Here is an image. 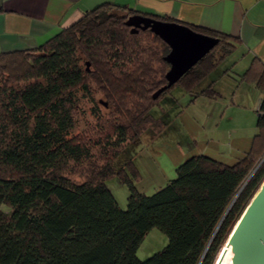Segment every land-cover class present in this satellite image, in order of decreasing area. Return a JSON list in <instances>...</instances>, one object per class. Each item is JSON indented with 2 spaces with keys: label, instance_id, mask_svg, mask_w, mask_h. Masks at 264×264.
I'll return each mask as SVG.
<instances>
[{
  "label": "trees",
  "instance_id": "1",
  "mask_svg": "<svg viewBox=\"0 0 264 264\" xmlns=\"http://www.w3.org/2000/svg\"><path fill=\"white\" fill-rule=\"evenodd\" d=\"M134 13L105 2L36 48L0 52V264H213L264 182V65L256 60L241 75L262 93L256 132L233 164L192 155L150 195L128 177L126 169L136 175L130 157L118 168L107 160L80 182L64 173L69 162L90 157L88 143L71 129L79 99L90 95L92 85L107 98L115 92L148 100L166 83L169 45L149 28L131 31L126 20ZM190 28L218 41L175 83L192 96L214 98L219 93L208 78L233 51L234 38ZM142 32L153 44L138 43ZM147 117L154 119L150 111ZM117 130L108 146L129 141L123 125ZM114 175L129 186L124 209L106 185ZM152 227L168 242L139 259L136 250Z\"/></svg>",
  "mask_w": 264,
  "mask_h": 264
},
{
  "label": "rangeland",
  "instance_id": "2",
  "mask_svg": "<svg viewBox=\"0 0 264 264\" xmlns=\"http://www.w3.org/2000/svg\"><path fill=\"white\" fill-rule=\"evenodd\" d=\"M136 38L142 47L153 44L152 37L147 33H139ZM232 52L220 64L225 75L218 80L216 90L219 95L214 98L192 96L177 83L165 88V92L161 94V91L156 97L153 94L159 88L151 91L148 100L134 95L122 98L115 92L107 98L103 89L92 85L90 95L79 99V107L74 111L75 124L71 129L73 134L88 143L90 157L80 163L69 162L64 173L80 182L107 160L114 161L118 168L130 157L136 175L126 169L128 177L138 192L150 195L175 178L177 166L192 155L202 153L233 164L250 148L251 143H244L242 138L251 135L253 139L256 132L257 114L255 104L253 106L256 96L251 94L260 90L252 81L241 78L242 72H239L235 62L237 54ZM17 59L13 58L14 62H21L22 65L20 58ZM157 67L161 71L167 68L163 65ZM5 72L2 74L5 75ZM110 88L111 85L108 92ZM147 111L154 119L147 117ZM132 113L136 114L134 119ZM119 125L125 127L129 141L120 147L108 146L107 138L109 142L114 141ZM124 146L127 148L121 150ZM106 185L118 206L126 208L130 193L128 184L114 175L106 180ZM3 209L8 208L3 206ZM167 242L166 234L152 227L144 235L136 256L146 259L160 251ZM225 243L213 264H225L231 257V253L225 250ZM219 256H222L221 260Z\"/></svg>",
  "mask_w": 264,
  "mask_h": 264
},
{
  "label": "crops",
  "instance_id": "3",
  "mask_svg": "<svg viewBox=\"0 0 264 264\" xmlns=\"http://www.w3.org/2000/svg\"><path fill=\"white\" fill-rule=\"evenodd\" d=\"M105 2L123 6L134 14L162 16L189 27L200 26L233 36L232 53L237 54L240 75L254 60L264 65V0H0V52L36 48ZM224 75L219 65L208 81L217 89ZM252 93L256 96V112L262 93ZM251 139V135L242 138L246 144Z\"/></svg>",
  "mask_w": 264,
  "mask_h": 264
},
{
  "label": "water",
  "instance_id": "4",
  "mask_svg": "<svg viewBox=\"0 0 264 264\" xmlns=\"http://www.w3.org/2000/svg\"><path fill=\"white\" fill-rule=\"evenodd\" d=\"M126 23L133 26L131 31L149 28L169 45L164 56L169 64L165 73L166 84L153 97L175 83L218 41L216 37L197 32L186 24L142 14L129 16ZM225 244L231 249V257L225 264H264V182L243 210Z\"/></svg>",
  "mask_w": 264,
  "mask_h": 264
},
{
  "label": "bare ground",
  "instance_id": "5",
  "mask_svg": "<svg viewBox=\"0 0 264 264\" xmlns=\"http://www.w3.org/2000/svg\"><path fill=\"white\" fill-rule=\"evenodd\" d=\"M225 250H226L227 252L231 253L230 246L226 245Z\"/></svg>",
  "mask_w": 264,
  "mask_h": 264
}]
</instances>
